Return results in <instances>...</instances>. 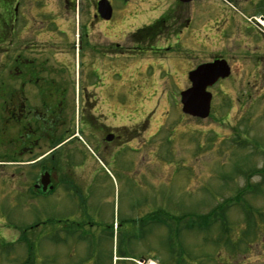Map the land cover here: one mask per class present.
<instances>
[{"label":"rangeland","instance_id":"obj_1","mask_svg":"<svg viewBox=\"0 0 264 264\" xmlns=\"http://www.w3.org/2000/svg\"><path fill=\"white\" fill-rule=\"evenodd\" d=\"M208 44L209 58L215 42ZM249 53L208 89L203 120L182 113L179 95L189 87L186 71L201 60L167 55L148 70L142 54L143 62L124 63L131 70L108 76L101 112L137 137L95 162L81 144L72 147L69 183L85 198L78 202L19 197L52 161L9 176L0 122V264H264V72ZM32 148L28 163L52 146Z\"/></svg>","mask_w":264,"mask_h":264},{"label":"flooded vegetation","instance_id":"obj_2","mask_svg":"<svg viewBox=\"0 0 264 264\" xmlns=\"http://www.w3.org/2000/svg\"><path fill=\"white\" fill-rule=\"evenodd\" d=\"M208 41L215 42L209 58ZM0 48L7 172L12 176L47 156L52 161L41 163L39 181L20 188L19 197L26 191L34 199L63 196L65 203L78 202L85 198H77L69 183L72 147L81 144L95 162L96 155L112 156L137 137L135 129L109 124L101 112L108 76L131 70L124 63L139 64L144 54L148 70L167 55L201 64L224 61L229 78L234 72L229 62L249 60V51L264 72V0H0ZM70 103L72 116L63 121ZM33 145L52 148L28 163L24 157Z\"/></svg>","mask_w":264,"mask_h":264},{"label":"water","instance_id":"obj_3","mask_svg":"<svg viewBox=\"0 0 264 264\" xmlns=\"http://www.w3.org/2000/svg\"><path fill=\"white\" fill-rule=\"evenodd\" d=\"M229 74V67L224 61L205 63L189 72L190 87L180 93L182 113L201 120L208 118L212 101V94L208 91V88L219 80L226 79ZM41 182H43V179H41Z\"/></svg>","mask_w":264,"mask_h":264},{"label":"trees","instance_id":"obj_4","mask_svg":"<svg viewBox=\"0 0 264 264\" xmlns=\"http://www.w3.org/2000/svg\"><path fill=\"white\" fill-rule=\"evenodd\" d=\"M260 174H261V173H260ZM260 176H263V175H260ZM239 197H241V196H239ZM239 197H237V199H236V200H234V203H233V204H236V205H238V203H236V202H238V201L240 202V201H241V200H239V199H238ZM215 215L217 216V214H215ZM216 220H218V221H221V222H223V221H224V220H222V219H215V221H216Z\"/></svg>","mask_w":264,"mask_h":264}]
</instances>
